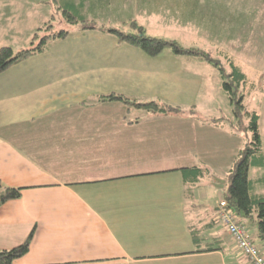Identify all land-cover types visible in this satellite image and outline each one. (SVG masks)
<instances>
[{
    "label": "crops",
    "instance_id": "obj_1",
    "mask_svg": "<svg viewBox=\"0 0 264 264\" xmlns=\"http://www.w3.org/2000/svg\"><path fill=\"white\" fill-rule=\"evenodd\" d=\"M60 1L86 20H100L99 3ZM125 44L78 25L42 53L0 72V181L22 188L20 197L0 205V249L17 246L33 231L16 264H224V258L227 264L226 242L240 260L230 257L229 264H251L224 230L214 232L210 224L228 183L225 171H217L226 165L206 162L195 146L199 140L203 152L211 132L225 137L221 124L197 126L189 115L171 112L145 111L142 118L144 110L105 99L114 92L137 100L138 87L153 88L169 77L154 59ZM180 62L195 63L202 73L212 68L222 81L204 60ZM168 65L187 92L196 84L181 65ZM132 67L142 81L126 85L125 70L134 73ZM248 84L244 97L255 85ZM188 166L213 177L184 182L181 169ZM214 177L225 180L223 193L211 208L215 213L205 214L198 208L201 191L216 188ZM241 224L264 240L253 221ZM193 228L201 235L197 243ZM207 247L214 250L203 251Z\"/></svg>",
    "mask_w": 264,
    "mask_h": 264
},
{
    "label": "rangeland",
    "instance_id": "obj_2",
    "mask_svg": "<svg viewBox=\"0 0 264 264\" xmlns=\"http://www.w3.org/2000/svg\"><path fill=\"white\" fill-rule=\"evenodd\" d=\"M88 1L96 5L99 3L101 17L98 22L96 21L99 25L132 32L130 22L135 20L150 36L174 40L185 49L196 47L205 51L210 60L216 61L219 68L222 67L224 73L229 70L224 56L226 54L231 57L240 70L245 73L248 82L255 84L245 97L242 94L244 98L242 102L246 109L254 110L259 116L258 129L264 152V64H262L264 63V3H261L262 0ZM259 1L260 3H258ZM63 8L65 6L60 0H0V45L6 43L5 46L13 48L14 51L26 48L34 30L47 21H51L52 31L67 29L73 32L78 25L75 26L63 20ZM18 26L20 29L16 38L14 32ZM114 44L118 46L117 42ZM160 53V55L154 56L156 58L149 57L154 59L153 65L159 73L168 72V74L170 73L169 77L164 76L162 82L153 88L151 86L138 87L139 91L135 93L137 101L145 103L152 100L171 107L170 114L176 117L189 115L194 121L196 120L197 126L202 121H204V125L217 126L221 124L222 129L226 134H229L230 138L224 132L225 137L221 134L216 137L215 133L211 132L210 136L204 137L208 138L203 152L200 151L202 145L199 140H197L195 148L198 153L205 155L206 162L226 165L223 166L224 168H219L217 172L224 170L227 174L238 156V151L249 142L250 131L245 128L248 118L242 120V123H238L232 118V107L229 105L228 96L221 89L219 75L215 70L211 68V70H205V73H202L200 70L194 69L195 63L181 64L180 61L185 56L176 55L168 46ZM168 64H173L178 69L182 66L185 74L196 84H192L187 92L186 86H183L181 81H177L178 70H171ZM203 66L210 68L207 65ZM187 67H190L189 71L185 70ZM130 69L134 73L125 70L128 77L126 85L135 83L136 78L142 81L135 74L138 69L136 67ZM218 72L220 71L218 70ZM215 83L218 86H215ZM190 91L191 93H189ZM177 105L180 109L176 107ZM141 115L142 118L148 116L145 111ZM159 115L161 114L152 116ZM198 134L199 137L202 135L199 132ZM259 167L261 166L252 165L248 171L253 193L264 191V168ZM222 189L208 187L204 192L201 191L202 199L199 201L201 206L198 208L205 214L215 213L211 208L215 207L214 202L216 204L219 202L220 195L223 193ZM218 228L220 230L222 226L216 220V223L213 224V231L216 232ZM224 235L221 233V236ZM253 239L264 254V240ZM221 244L228 256L227 264H229L230 257L240 263L237 256L229 252V244L226 242ZM216 259L218 262V256Z\"/></svg>",
    "mask_w": 264,
    "mask_h": 264
},
{
    "label": "trees",
    "instance_id": "obj_3",
    "mask_svg": "<svg viewBox=\"0 0 264 264\" xmlns=\"http://www.w3.org/2000/svg\"><path fill=\"white\" fill-rule=\"evenodd\" d=\"M64 6L65 8L62 10L63 20L72 25H80L82 30L94 29L112 34L118 42H124L134 46L141 53L151 57L156 56L168 46L176 55L181 54L188 59L196 58L204 60L220 71L219 73L222 76L221 89L224 94L228 96L229 104L232 107L233 118L236 122L238 121V123H242V120L248 118V123L245 128L250 131L249 142L238 151L237 158L226 174L228 183L222 199L225 200L227 208L234 210L240 223L245 219L253 221L256 224L258 236L264 239V195L252 192L253 186L248 175V171L252 165L264 166V152L262 151V140L260 130L258 129L259 117L255 111L246 109L242 102V94L246 89L251 88V84H248V79L245 73L240 70V67L235 64L231 57L225 54L224 59L229 66V70L227 73H224L222 67L219 68V64L216 61L210 60L205 51H201L194 47L185 49L174 40H165L157 36H150L143 31L142 27L138 25L135 20L130 22L132 32H128L120 30L119 28L99 25L88 19L86 20L76 7L74 8L72 5ZM50 22L51 21H47L44 25L34 30L29 45L26 48L14 51L13 48L9 46H0V72L7 69L10 65L18 64L33 55L42 53L50 41L54 39H65V37L69 35L67 29L52 31L53 25ZM105 99L110 101H121L130 108H139L147 112L168 113L170 109H172L171 107H166L155 101L142 103L129 96L114 92L106 95ZM181 173L184 182L191 183L199 181L207 176L210 178L213 177L208 169L200 166L184 167L181 169ZM21 192V187H10L4 185L0 181V205L7 200L20 197ZM216 220L217 213L215 217L211 219L210 224H215ZM191 232H194L192 236L194 242L197 243L198 240L196 238L200 239L201 236L199 234V228H193ZM32 236L33 231H31L27 238L17 246L0 249V264H16L17 259L27 254ZM211 250H214L213 247L203 249V251Z\"/></svg>",
    "mask_w": 264,
    "mask_h": 264
},
{
    "label": "built area",
    "instance_id": "obj_4",
    "mask_svg": "<svg viewBox=\"0 0 264 264\" xmlns=\"http://www.w3.org/2000/svg\"><path fill=\"white\" fill-rule=\"evenodd\" d=\"M217 220L222 229L228 234L238 252L249 258L251 264H264V254L259 246L254 243L252 236L246 228L238 221L234 210L226 207L224 199L218 204Z\"/></svg>",
    "mask_w": 264,
    "mask_h": 264
},
{
    "label": "water",
    "instance_id": "obj_5",
    "mask_svg": "<svg viewBox=\"0 0 264 264\" xmlns=\"http://www.w3.org/2000/svg\"><path fill=\"white\" fill-rule=\"evenodd\" d=\"M214 180H215V182H214V186H215L216 188H224V187H223V186H224V182H225L224 179L215 177Z\"/></svg>",
    "mask_w": 264,
    "mask_h": 264
}]
</instances>
